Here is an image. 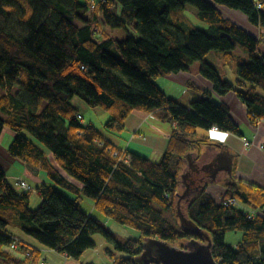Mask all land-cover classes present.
<instances>
[{"label": "trees", "instance_id": "trees-1", "mask_svg": "<svg viewBox=\"0 0 264 264\" xmlns=\"http://www.w3.org/2000/svg\"><path fill=\"white\" fill-rule=\"evenodd\" d=\"M188 5L208 27L191 22L185 14ZM221 7L244 13L260 35L227 18ZM130 28L138 38L114 36L115 30ZM213 50L221 52L229 70L237 64L235 83L205 60ZM263 50L264 10L253 0H0V140L6 129L13 130L9 155L47 177L36 186L42 202L34 208L32 193L12 186L0 164V264H40L42 251L24 241L19 246L23 255L14 253L17 233L75 259L95 247L93 235L101 233L113 245L107 251L112 264H135L148 237L181 247L189 239H203L183 228L177 215L186 155L192 153L201 163L204 147L230 150L200 130L217 126L243 133L229 106L215 101L211 92L190 83L205 97L185 106L156 80L190 71L201 60L200 73L215 93L235 92L256 125L264 118ZM75 96L110 113L105 127L112 132L123 133L134 111L174 122L161 160L130 151L129 163L118 162L111 149L122 146L83 122L72 102ZM236 165L235 158L233 177L223 181V197L264 208V187L239 179ZM194 178L195 194L180 199L181 207L210 234L217 261L264 264V213L251 219L242 208L220 205L207 192L206 173L201 170ZM82 198L142 237H116L82 208ZM231 231L243 232L236 244L226 242Z\"/></svg>", "mask_w": 264, "mask_h": 264}, {"label": "crops", "instance_id": "crops-1", "mask_svg": "<svg viewBox=\"0 0 264 264\" xmlns=\"http://www.w3.org/2000/svg\"><path fill=\"white\" fill-rule=\"evenodd\" d=\"M221 10L227 18L236 22L252 35L257 36L256 34L260 29L253 25L249 21L248 17L241 11L229 9L227 7H221ZM205 60H207V58ZM222 65L224 69L227 67L224 63ZM198 68L199 67L195 68L194 70L191 69L190 71L169 74L167 78H162L164 79V82L162 80V83H160L159 79H157V84L169 96L177 99L185 106H190L193 100L201 99V97L196 96L191 91L192 87H189L190 83L195 84V86L201 91L211 92L213 98L215 96L217 97L214 98L215 101L219 103H225L227 106H229L235 120L240 125L243 135L214 129L208 130L207 132H202V134L209 136L212 141H214V143H222L230 149L225 150L220 148V146H208V150L211 151L213 157H216L217 154L222 151L237 153V156L235 157L237 159L236 176L239 179H244L264 187V149L261 147L264 145V118H262L258 124H252V120L250 119L249 115V108L246 103H244L235 92H229L225 95H219L215 93L212 82L204 77L200 71H198ZM227 70H229L228 67ZM232 75L234 78V72H232ZM183 96H185L186 99L184 100L186 101H182L183 99H181V97ZM104 117L106 118L107 115ZM84 118L85 117L83 115V120ZM109 118L107 120H109ZM87 124H92L98 128V126L95 125L93 121H89ZM175 127L176 124L174 122L163 121L156 113L134 111L125 121V131L123 133L113 132L115 138L114 142L118 146H127L130 151L143 157L149 158L153 161H160L167 148L170 134ZM131 132L133 135H136L134 137L132 135V139L128 140ZM125 134H127V136H125ZM15 135L16 134L13 130L6 129L0 140V164L6 172L9 183L19 189L16 176L22 177L31 183L34 182L33 184L36 186L41 182L47 181L45 172L42 170L31 169L20 159L13 158L9 155L7 149L12 143ZM245 140L251 141L252 144L250 146H246ZM126 141L127 143L125 145L124 143ZM132 143H137L139 146L133 147ZM48 155L52 156V153L48 152ZM213 157L208 159L206 163L211 162ZM202 159L203 154L201 160ZM204 163L205 161L201 162L200 164ZM221 171L225 170L220 169L216 181L210 182L207 187L208 194L216 201L223 197L226 192L223 181L228 177V173L226 178L221 179ZM27 176L30 177L32 181L27 179ZM77 184L79 187H82L81 183L77 182ZM67 195L73 197L72 194L67 193ZM80 200L83 202L89 201L85 198ZM41 202L42 200L40 199V202L37 203V207L41 204ZM93 204L92 207L94 208ZM83 209L87 213L95 216L94 212H89L85 208ZM16 235H19L22 238L20 239L21 241H24L30 246H34L35 248H38L42 251L41 262L44 261L46 262L45 264H66V261L63 262V260L69 257L65 256L64 254L46 248L34 241L32 238H29L23 234L17 233Z\"/></svg>", "mask_w": 264, "mask_h": 264}, {"label": "rangeland", "instance_id": "rangeland-1", "mask_svg": "<svg viewBox=\"0 0 264 264\" xmlns=\"http://www.w3.org/2000/svg\"><path fill=\"white\" fill-rule=\"evenodd\" d=\"M185 14L186 16L191 20L192 23L195 24V26L197 27H203L206 28L208 27L207 23L204 22L199 15L197 14V9L192 6V5H188L187 9L185 10ZM244 14V13H243ZM257 36L260 35V30L259 32L256 34ZM114 36L119 38V39H125L127 37L133 36L138 38L139 35L138 33L130 28L129 30H124V29H117L115 30ZM237 52H240L244 55V59L245 61L249 60V56L246 53H243L241 51L240 48H238L236 50ZM205 59L207 58V60L209 61V63L213 64L215 67H217L220 70V74L223 77V79L229 80L233 83H235V78H233L232 75V71H234L236 73V67L237 64L235 63L233 65V68H231L230 70H227V67L224 69L223 67V56L221 54L220 51L217 50H213L211 51L209 54H207L205 57ZM204 60V59H203ZM202 65V61H196L193 65H191V69L194 70L195 68H198V71H200V67ZM168 75L166 76H160L158 79L160 81V83H162V80L164 82V79L162 78H167ZM171 80V79H169ZM191 91L196 95L202 98L205 97V94L202 92L197 91L196 89L192 88ZM2 93V89L0 88V94ZM214 98H217L216 96ZM213 98V99H214ZM181 99H183L182 101H186L184 99L185 96L181 97ZM215 100V99H214ZM72 102L75 104L76 107H78V109L80 110V113L82 112V115H84V120L83 122L88 123L89 121H93L95 125L98 126V128H100L103 132L106 133V135L108 137H110L111 139L115 140L114 138V134L111 130H108L105 127V122L107 121V119L111 116L110 113H108L107 111H105L104 109L100 108V107H91L89 106L81 97L79 96H75L72 99ZM107 115V117L105 118L104 116ZM200 132H207L205 130H200ZM132 132L130 137H128V140L132 139ZM136 134L133 135V137ZM125 136H127V134H125ZM139 136V135H138ZM130 142V141H129ZM127 141L124 143L126 145ZM133 147H137L139 146V144L137 143H132ZM202 154H203V159L202 162L205 161V163L208 161V159L213 157V154L211 153V151L208 150V147H204L202 150ZM214 158V157H213ZM18 168V167H16ZM221 179H224L227 177V172L225 171H221ZM18 180L19 176H16ZM27 179H30L32 181V179L30 177H26ZM23 179V178H22ZM26 180V179H24ZM28 181V180H26ZM32 186H36L33 183H31L30 181H28ZM31 206L36 208L37 207V203L40 202V197L37 193L35 192H31ZM81 205L83 206V208L87 209V211H92L94 212L95 216L98 217L101 222L104 224V226L109 229L116 237L120 238L121 240H128V239H140V237H142V234L139 230L127 226V225H123L120 224L119 222L115 221L112 218H108L105 217L104 215H102L100 212H96L94 211V208L92 207V202L91 201H87V202H83L80 201ZM94 205V204H93ZM243 232L241 231H231L227 233L226 236V242L228 244H236L242 237ZM16 241L18 242V245L20 246V243L23 242L20 239H22L19 235H16ZM93 239L96 243V246L93 248H89L87 249L83 255L79 258V259H75V258H67L64 259L63 262L66 261V264H86V263H90V262H94L96 264H112L111 259L109 258V255L107 254V251L110 250H114L113 249V245L112 243L101 233H97L93 235ZM14 249V253L16 255H23V250H21V247L19 248L18 246L16 248H12ZM122 255V254H120ZM46 262H40V264H45Z\"/></svg>", "mask_w": 264, "mask_h": 264}, {"label": "water", "instance_id": "water-1", "mask_svg": "<svg viewBox=\"0 0 264 264\" xmlns=\"http://www.w3.org/2000/svg\"><path fill=\"white\" fill-rule=\"evenodd\" d=\"M236 156L237 153L222 151L211 162L200 164L192 153L186 155L188 169L182 176L184 192L179 195L177 215L183 228L199 234L203 239H189L185 247H181L163 239L148 237L143 242L141 254L133 259L135 264H220L214 255L215 246L210 234L185 215L180 199L195 194L198 184L194 174L201 170L210 178V182L216 181L220 169H224L228 177H233Z\"/></svg>", "mask_w": 264, "mask_h": 264}, {"label": "built area", "instance_id": "built-area-1", "mask_svg": "<svg viewBox=\"0 0 264 264\" xmlns=\"http://www.w3.org/2000/svg\"><path fill=\"white\" fill-rule=\"evenodd\" d=\"M253 2L257 9L264 10V0H253ZM79 117L83 119L81 115H79ZM213 129L219 130V127L215 126L213 127ZM251 144H252L251 141L245 140L246 146H250ZM261 147L264 149V145H262ZM111 152H112V155L118 160V162L129 163L133 156V154L130 152L127 146L111 149ZM17 185L19 186V188H21L24 191L35 192L39 196L41 195L40 191L36 188V186L35 187L32 186L28 181L22 178H19L17 180ZM217 202L223 206H236V207L242 208L245 210L246 214L251 219L264 213V208H258V207H254L253 205L245 204L241 200H239L237 197H221L220 199L217 200ZM17 246L19 247L18 242L17 241L13 242L12 248H16ZM64 255L67 256L66 254Z\"/></svg>", "mask_w": 264, "mask_h": 264}]
</instances>
